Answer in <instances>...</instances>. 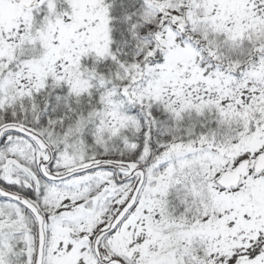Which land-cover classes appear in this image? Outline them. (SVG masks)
Wrapping results in <instances>:
<instances>
[{
    "label": "snow or ice",
    "instance_id": "1",
    "mask_svg": "<svg viewBox=\"0 0 264 264\" xmlns=\"http://www.w3.org/2000/svg\"><path fill=\"white\" fill-rule=\"evenodd\" d=\"M0 264H264V0H0Z\"/></svg>",
    "mask_w": 264,
    "mask_h": 264
}]
</instances>
